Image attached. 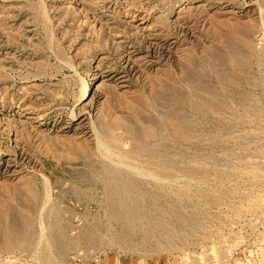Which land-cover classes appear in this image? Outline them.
I'll list each match as a JSON object with an SVG mask.
<instances>
[{"label": "rangeland", "instance_id": "1", "mask_svg": "<svg viewBox=\"0 0 264 264\" xmlns=\"http://www.w3.org/2000/svg\"><path fill=\"white\" fill-rule=\"evenodd\" d=\"M0 264H264V0H0Z\"/></svg>", "mask_w": 264, "mask_h": 264}]
</instances>
